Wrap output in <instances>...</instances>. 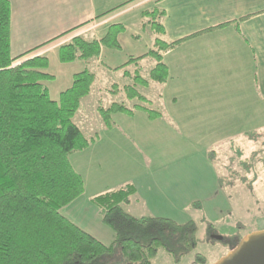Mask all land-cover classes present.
I'll return each mask as SVG.
<instances>
[{
	"label": "rangeland",
	"instance_id": "rangeland-1",
	"mask_svg": "<svg viewBox=\"0 0 264 264\" xmlns=\"http://www.w3.org/2000/svg\"><path fill=\"white\" fill-rule=\"evenodd\" d=\"M114 14L117 13L106 16ZM106 16L101 21H109ZM150 21L151 15L141 16L140 12L119 19L115 24H120L123 31L116 38L118 47L104 46L101 49L99 57L102 54V64L118 67L127 63L132 55L136 57L156 50L153 44L156 35ZM108 27L100 31L102 27L95 29L91 25L89 29L86 26L60 38L55 45L59 47L77 36L99 40L104 32L111 30ZM113 34L111 32V36ZM46 57L48 67L45 72L53 78L44 81L43 85L52 100H58L59 94L71 86L75 73L86 66L95 72L94 59L85 65L84 61L61 63L58 52ZM155 64L156 61L148 57L144 61L128 63L116 71L100 66L101 86L96 88L93 85L72 119L86 139H94L84 150L71 153L68 158L74 171L82 175L85 193L69 207L66 206L62 215L104 245H109L114 234L101 222L100 211L88 195L92 191L106 193L132 185L137 193L130 197L129 203L122 205L126 213L136 218H166L176 224L192 221L197 228L193 251L177 260L160 249L152 259L153 264H193L197 255L203 264H214L230 251L237 239L264 230V110H261L259 120L257 116L255 119L249 117L248 110H244L245 117L239 120L231 118L228 125H213L214 134L207 139L192 133L189 126L176 125V136L171 126L164 139L133 141L130 144L127 137L122 139L116 132L128 135L131 131L129 124L135 121L119 117L127 113H112L108 128L97 110L99 107L107 109L114 102L133 111L138 110L133 108L137 101L127 100L122 92H110L116 90V86L121 88V83L133 84V79L123 76L124 72L130 77L138 72L147 79ZM137 89L152 103V106L148 102L142 103L143 107L157 112L156 89L141 85ZM139 128V125L133 127L134 130ZM173 167H176L175 173L172 172ZM172 176L176 177L175 182L169 179ZM173 190L176 204L170 203L172 195L165 194ZM118 256L112 261H116Z\"/></svg>",
	"mask_w": 264,
	"mask_h": 264
},
{
	"label": "trees",
	"instance_id": "trees-1",
	"mask_svg": "<svg viewBox=\"0 0 264 264\" xmlns=\"http://www.w3.org/2000/svg\"><path fill=\"white\" fill-rule=\"evenodd\" d=\"M125 5L128 4L119 7ZM148 15L152 17L149 25L158 34L156 50L132 58L113 71L144 57L153 58L156 64L147 79L139 74L130 77L124 72L125 77L133 79V84H124L121 88L116 84L113 86L116 90L110 93L122 92L127 100L138 102L133 108L155 118L158 113L143 107L142 103L148 100L137 87L166 82L168 69L161 61L162 53L175 44L166 43L160 37L163 31L158 20L163 13L144 12V16ZM108 28L111 30L99 40L77 36L60 45L57 48L59 61H84L89 65L90 60L99 57L104 46L118 47L116 38L123 27L112 24ZM10 29V3L0 0V264H153L152 259L160 249L177 260L193 251L197 231L194 222L176 224L166 218H136L123 210L122 205L129 203L136 193L132 185L91 199L100 211L101 222L114 234L109 245L62 215L61 210L84 191L83 180L68 158L94 142L83 136L72 119L81 100L91 93L96 73L86 66L73 75L71 86L59 94L58 100L50 99L43 85L53 78L45 72L48 58L40 55L23 59L31 52L12 57ZM111 32H114L112 36ZM132 111L114 102L107 109L99 107L97 113L109 128L112 113ZM116 256L118 259L112 261ZM199 263L204 261L197 255L193 264Z\"/></svg>",
	"mask_w": 264,
	"mask_h": 264
},
{
	"label": "crops",
	"instance_id": "crops-1",
	"mask_svg": "<svg viewBox=\"0 0 264 264\" xmlns=\"http://www.w3.org/2000/svg\"><path fill=\"white\" fill-rule=\"evenodd\" d=\"M8 1L11 56L16 58L31 52L23 59L55 54L58 48L55 42L70 31L86 26L90 29L91 25L95 29L102 27V31L133 13L140 12L141 16L150 10L163 13L158 20L163 31L160 37L166 43L175 44L162 53L161 61L168 69V78L162 84L150 83L146 87L157 91V117L149 118L141 109L119 116L135 121L129 124L128 135L116 132L122 139L127 137L130 144L164 139L171 126L176 136V125L189 126L192 133L207 139L214 134L213 125H228L231 118L239 120L245 117L244 110H248L251 118H261V110H264V0ZM123 4L128 5L115 11L117 14L106 16L109 21H101L105 17L99 19ZM155 35L154 45L158 37ZM144 54L132 55V58ZM93 62L98 74L94 87L98 88L102 82L99 80L100 66H105L108 71L116 67L102 64V54ZM146 99L151 105L148 97ZM137 125L139 130H134ZM172 172H176V167ZM146 173L154 174L152 171ZM169 179L176 181L175 176ZM103 192L92 191L88 198L91 201ZM165 194L172 195L170 203L176 204L174 190ZM63 211L65 208L61 210L62 214Z\"/></svg>",
	"mask_w": 264,
	"mask_h": 264
},
{
	"label": "water",
	"instance_id": "water-1",
	"mask_svg": "<svg viewBox=\"0 0 264 264\" xmlns=\"http://www.w3.org/2000/svg\"><path fill=\"white\" fill-rule=\"evenodd\" d=\"M214 264H264V230L249 233Z\"/></svg>",
	"mask_w": 264,
	"mask_h": 264
}]
</instances>
